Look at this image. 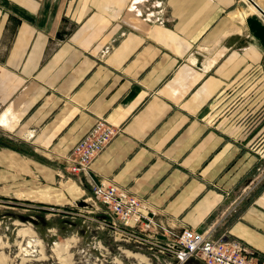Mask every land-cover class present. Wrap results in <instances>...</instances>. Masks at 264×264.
I'll use <instances>...</instances> for the list:
<instances>
[{
  "label": "crops",
  "instance_id": "crops-1",
  "mask_svg": "<svg viewBox=\"0 0 264 264\" xmlns=\"http://www.w3.org/2000/svg\"><path fill=\"white\" fill-rule=\"evenodd\" d=\"M263 53L244 0H0V202H80L62 158L102 118L117 133L94 183L194 231L235 203L215 233L264 262V179L246 190L264 167Z\"/></svg>",
  "mask_w": 264,
  "mask_h": 264
},
{
  "label": "built area",
  "instance_id": "built-area-1",
  "mask_svg": "<svg viewBox=\"0 0 264 264\" xmlns=\"http://www.w3.org/2000/svg\"><path fill=\"white\" fill-rule=\"evenodd\" d=\"M264 58V53H263ZM117 129L104 119H96L90 129L78 140L71 151L62 158L66 164L59 178L88 186V194L73 202L67 210L50 209L71 219H79L86 230L132 243L153 255L169 259L172 264L195 261L199 264H264L252 252L226 232L215 233L219 223H224L235 211L236 204L225 209L216 224L202 231L185 226L161 225L154 216L143 213L140 199L110 181L94 183L89 177L93 159L116 135ZM264 179V167L246 187L250 191Z\"/></svg>",
  "mask_w": 264,
  "mask_h": 264
},
{
  "label": "rangeland",
  "instance_id": "rangeland-1",
  "mask_svg": "<svg viewBox=\"0 0 264 264\" xmlns=\"http://www.w3.org/2000/svg\"><path fill=\"white\" fill-rule=\"evenodd\" d=\"M253 1L264 9V0ZM27 204L0 202V264H172L132 243L86 230L79 219L62 217L54 208L34 210Z\"/></svg>",
  "mask_w": 264,
  "mask_h": 264
},
{
  "label": "water",
  "instance_id": "water-1",
  "mask_svg": "<svg viewBox=\"0 0 264 264\" xmlns=\"http://www.w3.org/2000/svg\"><path fill=\"white\" fill-rule=\"evenodd\" d=\"M251 6H253V8H255V10L260 14V16L262 17V18H264V13H263V11L261 10V9H259L257 6H256V4H255V2L253 1V0H246Z\"/></svg>",
  "mask_w": 264,
  "mask_h": 264
},
{
  "label": "trees",
  "instance_id": "trees-1",
  "mask_svg": "<svg viewBox=\"0 0 264 264\" xmlns=\"http://www.w3.org/2000/svg\"><path fill=\"white\" fill-rule=\"evenodd\" d=\"M7 146H11V147H13L14 148V146L13 145H11L10 143H5ZM41 214L43 215V214H46L44 211H42L41 212ZM186 264H199V263H197V262H195V261H188Z\"/></svg>",
  "mask_w": 264,
  "mask_h": 264
},
{
  "label": "bare ground",
  "instance_id": "bare-ground-1",
  "mask_svg": "<svg viewBox=\"0 0 264 264\" xmlns=\"http://www.w3.org/2000/svg\"><path fill=\"white\" fill-rule=\"evenodd\" d=\"M246 1V0H245ZM247 2V1H246ZM255 2V1H254ZM255 4H256V6L259 8V9H261L262 11H263V13H264V9L263 8H261L260 6H259V4H257V2H255ZM250 6V8L251 9H253V11L255 12V13H257L259 16H260V14L255 10V8H253V6H251V5H249ZM264 19V18H263ZM186 264V263H185Z\"/></svg>",
  "mask_w": 264,
  "mask_h": 264
}]
</instances>
